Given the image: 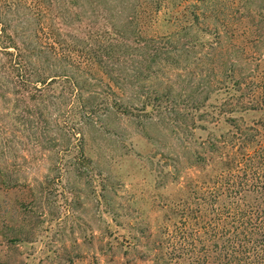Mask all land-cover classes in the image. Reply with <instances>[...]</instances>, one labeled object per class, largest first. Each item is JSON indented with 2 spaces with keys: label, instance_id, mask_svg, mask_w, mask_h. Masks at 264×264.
I'll return each mask as SVG.
<instances>
[{
  "label": "trees",
  "instance_id": "obj_1",
  "mask_svg": "<svg viewBox=\"0 0 264 264\" xmlns=\"http://www.w3.org/2000/svg\"><path fill=\"white\" fill-rule=\"evenodd\" d=\"M167 1L0 0L3 116L38 138L56 132L52 146L64 154L83 148L90 134L113 133L111 121L148 108L156 115L147 117L164 111V119L185 122L188 110L200 113L197 121L214 127L195 126L209 130L199 145L210 148L213 175L204 179L199 170L189 191L195 206L178 205L167 249L152 263L140 259L264 264V118L250 125L240 115L264 113V0H239L231 11H222L223 0H195L180 11L178 0L172 30L152 31ZM87 20L82 31L60 26ZM176 97L178 112L163 107ZM76 160L70 167H82Z\"/></svg>",
  "mask_w": 264,
  "mask_h": 264
},
{
  "label": "rangeland",
  "instance_id": "obj_2",
  "mask_svg": "<svg viewBox=\"0 0 264 264\" xmlns=\"http://www.w3.org/2000/svg\"><path fill=\"white\" fill-rule=\"evenodd\" d=\"M223 1L228 8L222 11L238 9L239 0ZM193 2L184 0L179 10ZM166 3L152 31L172 30L168 20L178 15L174 6L179 1ZM243 21L248 24L250 19ZM88 23L60 26L82 31ZM209 25L215 27L213 22ZM184 85L177 83L174 94ZM163 107H176L178 112V97L165 99ZM4 110L0 106V264L151 261L167 249V235L178 225V205L195 206L189 192L195 175L200 170L209 179L216 167L207 162L212 158L209 146L199 145L208 139L209 130L195 126L206 125L210 131L214 127L197 121L200 113L193 110L186 112V122L178 116L164 119L169 115L164 111L162 117H147L154 113L151 108L121 117L111 121L113 133L90 134L83 148L64 154L52 146L59 139L56 132L38 138L13 115L4 117ZM240 115L250 125L264 118L260 112ZM77 158L84 160L82 167H70ZM129 244L132 249L126 254Z\"/></svg>",
  "mask_w": 264,
  "mask_h": 264
}]
</instances>
